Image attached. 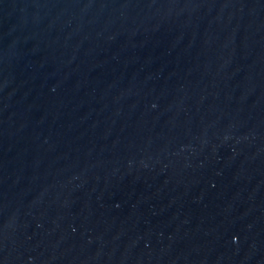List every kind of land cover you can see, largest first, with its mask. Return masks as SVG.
Instances as JSON below:
<instances>
[{
  "label": "water",
  "instance_id": "water-1",
  "mask_svg": "<svg viewBox=\"0 0 264 264\" xmlns=\"http://www.w3.org/2000/svg\"><path fill=\"white\" fill-rule=\"evenodd\" d=\"M0 264H264V0H0Z\"/></svg>",
  "mask_w": 264,
  "mask_h": 264
}]
</instances>
